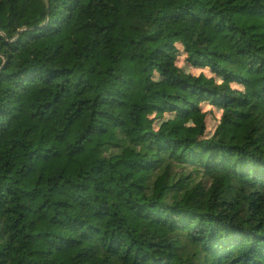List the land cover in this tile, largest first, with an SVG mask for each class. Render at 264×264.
<instances>
[{"label":"trees","instance_id":"obj_1","mask_svg":"<svg viewBox=\"0 0 264 264\" xmlns=\"http://www.w3.org/2000/svg\"><path fill=\"white\" fill-rule=\"evenodd\" d=\"M0 264H264V0H0Z\"/></svg>","mask_w":264,"mask_h":264},{"label":"rangeland","instance_id":"obj_2","mask_svg":"<svg viewBox=\"0 0 264 264\" xmlns=\"http://www.w3.org/2000/svg\"><path fill=\"white\" fill-rule=\"evenodd\" d=\"M186 57L185 54L181 53L178 59V64L179 65H183L184 67L187 68H192L194 73H199L201 72V69L199 68H195L192 67L190 64L186 63ZM187 65V66H186ZM203 71V70H202ZM206 72H209L208 70H205ZM204 110L206 112H208L207 114V124H208V129L210 131V133H212L215 129V126L217 125V123L219 122L220 116H221V110L209 105V104H205L204 105Z\"/></svg>","mask_w":264,"mask_h":264}]
</instances>
